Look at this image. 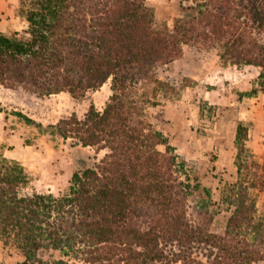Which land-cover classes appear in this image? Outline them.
Returning a JSON list of instances; mask_svg holds the SVG:
<instances>
[{
  "label": "rangeland",
  "instance_id": "1",
  "mask_svg": "<svg viewBox=\"0 0 264 264\" xmlns=\"http://www.w3.org/2000/svg\"><path fill=\"white\" fill-rule=\"evenodd\" d=\"M237 0L232 12L240 19L229 21L225 28L228 34L246 37L244 52L253 43L264 46V34L249 19L244 6ZM155 16L156 31L170 34L176 30L177 21H191L192 15L200 17L192 32L174 33L182 40L175 50V57L168 62H159L146 74L128 96L131 101L127 113L131 115V126L144 134H160L168 145H157L155 160L137 161L134 157L121 156L120 166L115 169L107 165L111 155L109 143L100 142L93 147L78 144L76 135L64 139L53 134L48 126L57 125L73 115L84 121L91 107L103 114L113 97V80L84 94L73 96L59 93L47 97L33 91L16 87L0 104V158L18 162L27 175L20 194L68 193L73 174L87 168H100L102 174L111 178L118 170V190H126V181L134 171L136 180V216L132 222L135 228L145 230L153 226V217L169 219L165 209L166 199L172 195L178 201V214L204 234L228 241L233 249L247 252L258 250L261 260L249 264H264V92L260 79L262 69L255 64L235 63L225 57L226 39H219L209 26V16L189 14L184 9L195 7L198 11L210 10L206 0H146ZM208 5V6H206ZM30 0H0V34L12 36L27 29L26 15ZM188 15V16H187ZM186 24V22H181ZM180 23V24H181ZM189 28V25H185ZM239 29V30H238ZM249 43V46L247 45ZM253 56V55H252ZM251 58V57H249ZM254 90L257 93L254 94ZM23 114L42 124L44 130L27 123L18 114ZM129 115V114H128ZM245 131L238 135V127ZM47 128V129H46ZM4 130V132H3ZM13 136V137H12ZM22 143L20 145V141ZM157 140H152L155 144ZM22 146V147H21ZM171 146V149L168 148ZM19 161L6 157L15 152ZM173 158V160H172ZM124 159V160H123ZM117 178V175H116ZM199 186L198 189L195 186ZM172 193V194H171ZM244 202L252 212L255 222L262 226L245 230L241 236L227 237L229 218L238 203ZM173 208V207H172ZM169 212V213H168ZM173 214V211H172ZM162 220V222H164ZM153 224V225H152ZM142 231V229L140 230ZM249 245V246H248ZM168 257L166 264H211L220 251L197 243L191 249L181 248L177 243L164 244ZM182 250V252H181ZM189 256V260H178ZM59 252L46 253L45 260H57ZM22 253L11 243L0 238V264L23 262ZM69 264H82L70 259ZM233 264V263H230Z\"/></svg>",
  "mask_w": 264,
  "mask_h": 264
},
{
  "label": "trees",
  "instance_id": "2",
  "mask_svg": "<svg viewBox=\"0 0 264 264\" xmlns=\"http://www.w3.org/2000/svg\"><path fill=\"white\" fill-rule=\"evenodd\" d=\"M206 1L213 2L210 5L214 14L209 11L211 8L203 12L189 7L184 11L210 16L213 22L209 26L216 35L231 26L229 21L240 20L230 14L237 0ZM243 1L240 0L242 5ZM244 9L264 34V0H251ZM199 18L192 15L191 21L178 20L176 30L170 34L156 31L155 16L146 0H30L27 29L12 36L0 34V86H19L42 97L64 92L76 96L101 87L112 78V103L103 114L91 107L84 121L73 115L48 129L64 139L76 135L83 147L109 143L112 153L107 165L115 169L122 161L120 155L127 153L136 162L154 161L156 146L168 142L160 134H144L132 127L130 112L127 113L132 103H126L123 97L146 80L152 66L175 57L182 40L174 33L192 32L196 28L192 22ZM240 31V36L227 31L220 36L219 39H226L225 57L235 63L255 64L262 69V79L264 46L253 43L244 52L246 36ZM261 91L264 92V83ZM18 115L44 130L42 124ZM244 131L240 125L239 140ZM152 140L157 142L153 144ZM137 165L147 164L144 161L128 166ZM135 179L133 171L124 183L127 191L118 190V181L122 180L118 179V170L107 178L100 168H87L73 174L70 190L64 195L23 197L20 189L27 183L23 167L16 161L0 158V238L22 253L24 260L19 264H69L72 258L82 264H166L164 244L168 243H177L187 250L193 243L218 245L220 253L214 262L207 257L211 264H249L262 259L258 250L233 249L228 241L220 239L217 243V237L193 227L178 214L179 203L172 195L165 205L171 213L167 215L169 219L153 217V226L141 228L142 231L135 228ZM238 204L229 218L227 237L241 236L245 230L262 226L255 222L254 209L242 201ZM50 252H59L61 257L45 260L43 256ZM179 257L182 258L177 261L192 262L189 256Z\"/></svg>",
  "mask_w": 264,
  "mask_h": 264
},
{
  "label": "crops",
  "instance_id": "3",
  "mask_svg": "<svg viewBox=\"0 0 264 264\" xmlns=\"http://www.w3.org/2000/svg\"><path fill=\"white\" fill-rule=\"evenodd\" d=\"M11 93H13V90H11V89H8V88H5V87H3V86H0V104L3 106V105H6V100H8V97H9V95L11 94ZM3 132H4V130H3ZM8 132H4V133H2L1 135H0V138L3 140L4 139V137H6L7 136V139L9 138V140L11 139V135H8L7 134ZM13 137V136H12ZM20 143V145H21V143H22V139H21V141L19 142ZM22 147V146H21ZM16 152H18V150L16 149V151L15 152H9V154H8V152L6 153V157H10V158H12V159H14L16 156L14 155V153H16ZM16 159H18V161H19V156L18 157H16Z\"/></svg>",
  "mask_w": 264,
  "mask_h": 264
}]
</instances>
